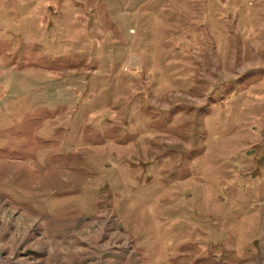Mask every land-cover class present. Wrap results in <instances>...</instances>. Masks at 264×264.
Instances as JSON below:
<instances>
[{
	"label": "rangeland",
	"instance_id": "rangeland-1",
	"mask_svg": "<svg viewBox=\"0 0 264 264\" xmlns=\"http://www.w3.org/2000/svg\"><path fill=\"white\" fill-rule=\"evenodd\" d=\"M0 264H264V0H0Z\"/></svg>",
	"mask_w": 264,
	"mask_h": 264
}]
</instances>
